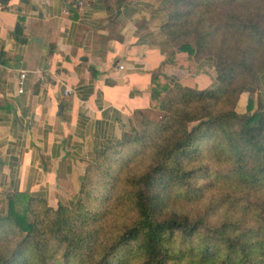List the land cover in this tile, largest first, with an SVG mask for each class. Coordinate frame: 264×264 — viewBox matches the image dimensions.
<instances>
[{
    "label": "trees",
    "instance_id": "16d2710c",
    "mask_svg": "<svg viewBox=\"0 0 264 264\" xmlns=\"http://www.w3.org/2000/svg\"><path fill=\"white\" fill-rule=\"evenodd\" d=\"M132 1L105 0L110 19ZM159 11L168 53L151 72L159 117L142 112L140 133L96 156L76 202L13 191L0 264H264V0H160ZM204 59L213 86L172 83L171 68ZM126 148L135 154L121 177L113 167ZM206 152L218 169L206 170ZM144 156L147 167L133 169Z\"/></svg>",
    "mask_w": 264,
    "mask_h": 264
},
{
    "label": "crops",
    "instance_id": "0c3cea01",
    "mask_svg": "<svg viewBox=\"0 0 264 264\" xmlns=\"http://www.w3.org/2000/svg\"><path fill=\"white\" fill-rule=\"evenodd\" d=\"M159 3L129 2L111 20L105 0H0V213L15 190L76 202L96 156L142 131L151 72L168 54ZM167 74L205 89L214 63Z\"/></svg>",
    "mask_w": 264,
    "mask_h": 264
},
{
    "label": "rangeland",
    "instance_id": "374dc122",
    "mask_svg": "<svg viewBox=\"0 0 264 264\" xmlns=\"http://www.w3.org/2000/svg\"><path fill=\"white\" fill-rule=\"evenodd\" d=\"M262 91H264V84H263L262 89L259 92H262ZM154 111L155 112L148 113V114L151 117H153V118L159 117V112L157 110H154ZM121 154H122L123 157L121 156L122 159L120 160V163L114 165L113 169H115V171H117L119 173V176L123 177L122 174H120L121 165L125 164L130 159V157H133L134 156L135 149H133V148H126V149H124L122 151ZM206 156L207 157L205 158V162L208 164V168H209V169H206V170H208V172H210L212 170V168H214V169L216 168V163L217 162H215L214 160H212L211 158H209L210 155L207 152H206ZM197 160H198V163H200L201 160L200 161H199V159H197ZM149 162H150V157L149 156H144L142 158V160L140 159L139 162H133V169H135V170L138 169V171L141 172V171H143L147 167V165L149 164ZM222 166L223 167H221L220 173L224 174V173H226V170L228 169V166L227 165L226 166L225 165H222ZM216 169H218V168H216ZM202 174H204V172Z\"/></svg>",
    "mask_w": 264,
    "mask_h": 264
},
{
    "label": "built area",
    "instance_id": "2783aa9c",
    "mask_svg": "<svg viewBox=\"0 0 264 264\" xmlns=\"http://www.w3.org/2000/svg\"><path fill=\"white\" fill-rule=\"evenodd\" d=\"M79 5H82L81 1L79 2ZM120 68H123V66H120ZM25 78H26V71L23 70L20 73L19 82H18L19 83V92H23V86H24Z\"/></svg>",
    "mask_w": 264,
    "mask_h": 264
}]
</instances>
